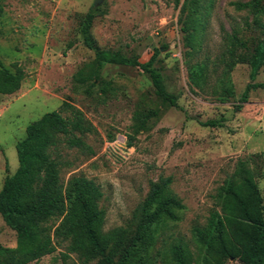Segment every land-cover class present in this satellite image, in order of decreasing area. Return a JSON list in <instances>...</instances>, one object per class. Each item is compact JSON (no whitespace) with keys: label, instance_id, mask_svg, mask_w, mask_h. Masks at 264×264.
Returning <instances> with one entry per match:
<instances>
[{"label":"rangeland","instance_id":"374dc122","mask_svg":"<svg viewBox=\"0 0 264 264\" xmlns=\"http://www.w3.org/2000/svg\"><path fill=\"white\" fill-rule=\"evenodd\" d=\"M186 1L103 0L91 26L98 47L140 62L158 49L154 66L177 98L179 107H172L155 95L138 67L106 64L93 78L94 54L80 32L93 0H0V59L11 70L16 63L25 72L16 92L0 94V188L18 166L16 143L27 125L68 101L93 129L82 137L88 147L59 145L60 178L67 185L70 177L83 176L100 188L103 232L133 231L135 211L150 184L171 178L170 190L184 208L178 220L157 229L147 252L151 264H174L175 246L202 259L193 228L204 226L217 208V188L237 159L261 154L255 181L264 203V65L253 81L263 86L251 89L237 109L250 67L237 63L226 77L221 62L233 29L243 42L237 53L249 56L264 37V15L256 24L251 12L232 4L247 0H199L198 22L188 29L192 36L185 44L181 26L188 8L180 9ZM225 85L232 94L223 95ZM208 120H221V125H202ZM15 243V232L0 217V244ZM95 263L68 253L67 241H59L53 252L27 264ZM224 264L239 263L229 259Z\"/></svg>","mask_w":264,"mask_h":264},{"label":"trees","instance_id":"16d2710c","mask_svg":"<svg viewBox=\"0 0 264 264\" xmlns=\"http://www.w3.org/2000/svg\"><path fill=\"white\" fill-rule=\"evenodd\" d=\"M232 4L238 10L251 12L254 23L261 24L264 0ZM1 8L0 4V12ZM186 8L181 31L185 33V44H189L192 33L188 29L198 22L200 1L187 0L180 11L183 13ZM97 11L98 8L90 7L80 20L83 44L94 54L93 78H99L106 64L138 67L148 76L155 95L163 103L179 107L176 96L167 91L161 72L154 66L158 49L148 60L140 62L95 44L91 26ZM241 46L238 30H231L225 48L227 58L221 59L226 77L237 63L247 62L250 67V82L239 97L237 109L247 102L251 89L263 86L253 81L264 65V37L257 40L248 57L237 53ZM24 77L19 65L13 64L11 70L0 59V94L16 92ZM222 92L225 96L232 94L227 85ZM202 125L220 126L221 120H208ZM92 129L82 111L66 100L57 110L44 113L27 125L25 136L16 143L18 166L5 177L0 188V217L16 235L15 246L0 244V264H27L53 252L59 241H67V252L78 254L86 262L96 259L95 264H151L147 252L157 229L166 221L178 220L184 205L170 190L171 178L161 177L150 184L135 211L133 231L118 227L103 232L105 212L98 205L100 188L83 176L70 177L67 185L60 178L59 145L88 147L82 137ZM260 157V153H255L237 159L233 172L217 188V208L211 210L204 226L193 228L195 243L204 251L202 259H195L189 251L175 246L171 250L174 264H224L229 259L239 264H264V203L255 181Z\"/></svg>","mask_w":264,"mask_h":264},{"label":"water","instance_id":"95a60500","mask_svg":"<svg viewBox=\"0 0 264 264\" xmlns=\"http://www.w3.org/2000/svg\"><path fill=\"white\" fill-rule=\"evenodd\" d=\"M103 0H93V6H98Z\"/></svg>","mask_w":264,"mask_h":264}]
</instances>
